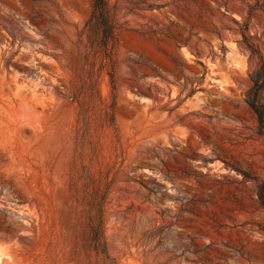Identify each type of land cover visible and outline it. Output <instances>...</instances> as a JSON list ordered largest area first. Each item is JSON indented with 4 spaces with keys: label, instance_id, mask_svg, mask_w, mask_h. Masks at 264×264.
I'll return each mask as SVG.
<instances>
[{
    "label": "rangeland",
    "instance_id": "obj_1",
    "mask_svg": "<svg viewBox=\"0 0 264 264\" xmlns=\"http://www.w3.org/2000/svg\"><path fill=\"white\" fill-rule=\"evenodd\" d=\"M104 1L0 0V264H264V0Z\"/></svg>",
    "mask_w": 264,
    "mask_h": 264
},
{
    "label": "trees",
    "instance_id": "obj_2",
    "mask_svg": "<svg viewBox=\"0 0 264 264\" xmlns=\"http://www.w3.org/2000/svg\"><path fill=\"white\" fill-rule=\"evenodd\" d=\"M95 16L99 15L107 32L110 31L108 17L106 15V3L104 0H94ZM245 40L247 38L245 37ZM248 41V40H247ZM251 87L246 93L245 103L255 113L259 127L264 129V56H260L258 68L250 75ZM102 227L98 228L101 232ZM94 249L98 255L104 254L108 256L105 244L100 243V239H95Z\"/></svg>",
    "mask_w": 264,
    "mask_h": 264
}]
</instances>
